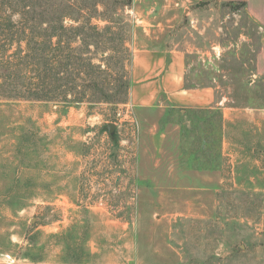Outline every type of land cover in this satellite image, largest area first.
<instances>
[{
    "label": "rangeland",
    "instance_id": "1",
    "mask_svg": "<svg viewBox=\"0 0 264 264\" xmlns=\"http://www.w3.org/2000/svg\"><path fill=\"white\" fill-rule=\"evenodd\" d=\"M262 36L231 1L0 0V264H264V127L255 142L234 119L212 189L216 175L164 169L204 167L216 125L171 109L160 137V111L130 96L134 53L176 49L187 85L264 108Z\"/></svg>",
    "mask_w": 264,
    "mask_h": 264
},
{
    "label": "crops",
    "instance_id": "2",
    "mask_svg": "<svg viewBox=\"0 0 264 264\" xmlns=\"http://www.w3.org/2000/svg\"><path fill=\"white\" fill-rule=\"evenodd\" d=\"M244 3V9L248 16L263 30L262 49L255 59L254 76H264V0H223ZM187 71L186 60L182 52L176 49H138L133 55V71L130 88V96L133 103L139 108L160 111V124L165 123L160 137H165L167 128L174 124L169 116L171 109L176 115L182 117L179 125H183L184 119L188 122L200 121L205 125L217 127L219 133L216 142L220 143L219 153H206V165L199 166L198 159L190 160L188 166L176 165L166 167L168 174L181 173L198 175L201 173L216 175L217 181H213L210 188L217 189L223 184L224 165L227 167L226 149L230 140L229 126L235 118L244 120L252 125L257 132L255 142H262V128L264 127V108H240L235 109L226 105L215 97V87L211 85L190 86L186 84ZM189 117H186L187 114ZM186 115V116H183ZM195 115L194 117H191ZM193 119V120H191ZM197 124V123H194ZM176 127L179 126L175 123ZM160 127L162 125H159ZM214 136V135H212ZM264 148V145H262ZM159 157L169 155L168 150L158 152ZM177 157V156H176ZM198 157V155H192ZM262 156L259 157L261 159ZM257 162H260L255 158ZM194 162V163H193ZM186 163V162H184ZM173 170V171H172ZM218 175H221L219 177ZM207 178V177H206ZM192 184V185H191ZM189 185L176 184V189H197L196 183ZM152 217H154L152 215ZM163 219L164 215L157 216Z\"/></svg>",
    "mask_w": 264,
    "mask_h": 264
},
{
    "label": "trees",
    "instance_id": "3",
    "mask_svg": "<svg viewBox=\"0 0 264 264\" xmlns=\"http://www.w3.org/2000/svg\"><path fill=\"white\" fill-rule=\"evenodd\" d=\"M232 2V1H231ZM237 3H239V4H241V5H243L244 6V3H242V2H237ZM56 18V20H58V22L60 23V28H61V30H63V31H65V30H67L68 28L67 27H65L64 25H63V23H62V19H61V17L59 18V17H57V15H56V17H54V19ZM60 39V38H59ZM58 43H57V45H59L60 44V42H61V40H58L57 41ZM53 48H54V46H52ZM55 47H56V45H55ZM69 47V46H68ZM42 57H47V54L45 55L44 53H42ZM57 57H65V56H63L62 54H60V55H57ZM6 97H13V95H10V96H7V95H5ZM30 96L31 97H34L33 99H36V100H39V101H51V100H54L55 98H53V94H51V95H49L48 93H46V92H36V93H32V94H30ZM57 96V95H56ZM68 97V94H64V96H63V98H62V100H64V102L65 103H73V102H81V99H82V96L79 98V96L77 95V96H75V100H72L71 98H67ZM16 99H17V97H15Z\"/></svg>",
    "mask_w": 264,
    "mask_h": 264
},
{
    "label": "water",
    "instance_id": "4",
    "mask_svg": "<svg viewBox=\"0 0 264 264\" xmlns=\"http://www.w3.org/2000/svg\"><path fill=\"white\" fill-rule=\"evenodd\" d=\"M108 129H109V130L111 129V125H108Z\"/></svg>",
    "mask_w": 264,
    "mask_h": 264
}]
</instances>
